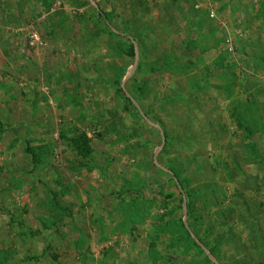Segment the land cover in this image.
I'll list each match as a JSON object with an SVG mask.
<instances>
[{
  "label": "rangeland",
  "instance_id": "374dc122",
  "mask_svg": "<svg viewBox=\"0 0 264 264\" xmlns=\"http://www.w3.org/2000/svg\"><path fill=\"white\" fill-rule=\"evenodd\" d=\"M0 264H264V0H0Z\"/></svg>",
  "mask_w": 264,
  "mask_h": 264
},
{
  "label": "trees",
  "instance_id": "16d2710c",
  "mask_svg": "<svg viewBox=\"0 0 264 264\" xmlns=\"http://www.w3.org/2000/svg\"><path fill=\"white\" fill-rule=\"evenodd\" d=\"M137 40H139V38H138ZM137 40H136V41H137ZM129 57H130L131 59H133V58L136 57V53H135V45H134V44H131V46H130ZM237 118H238V120H237L238 123H239V124H242L243 121H242L241 117H240V116H237ZM242 126H243V124H242ZM243 127H244V126H243ZM247 133L249 134V136H253V132H252L251 130H250V131H247ZM84 147L88 148V147H89V144L86 143V144L84 145ZM175 177H176V180H178L177 183H176V187L179 188L181 191L184 192V190H186V186L184 185V183L181 182V180H179V176H178L177 174H176Z\"/></svg>",
  "mask_w": 264,
  "mask_h": 264
},
{
  "label": "built area",
  "instance_id": "2783aa9c",
  "mask_svg": "<svg viewBox=\"0 0 264 264\" xmlns=\"http://www.w3.org/2000/svg\"><path fill=\"white\" fill-rule=\"evenodd\" d=\"M210 16L213 19L215 18V14L214 13H211ZM32 39H34V40L36 39L37 43L43 44L42 41L40 40L38 34H33Z\"/></svg>",
  "mask_w": 264,
  "mask_h": 264
}]
</instances>
